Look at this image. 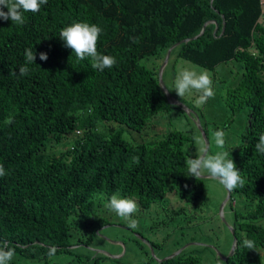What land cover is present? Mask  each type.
Wrapping results in <instances>:
<instances>
[{
	"label": "trees",
	"instance_id": "16d2710c",
	"mask_svg": "<svg viewBox=\"0 0 264 264\" xmlns=\"http://www.w3.org/2000/svg\"><path fill=\"white\" fill-rule=\"evenodd\" d=\"M261 1L48 0L39 12L25 13L23 25L0 20V164L7 172L0 177V242L15 251L10 264H52L53 256L71 253L78 245L74 217L100 221L98 195L110 200L116 193L142 208L167 193L185 203L203 195L202 179L187 175L190 154L183 147L190 135L171 130L130 144L121 131L104 130L114 122L142 132L170 111L158 72L139 61L163 59L175 44L171 53L204 69L241 64L242 79L225 98L233 115L248 109L236 163L244 185L231 190V198L239 194L255 205L245 214L232 212L236 248L222 264H264V226L256 223L264 219V154L255 148L264 133ZM75 22L103 29L97 49L116 59L112 68L94 70L90 59L64 46L60 32ZM28 48L37 59L20 76ZM59 145L69 147L50 152ZM244 239L253 240L255 250L243 247ZM154 264L202 263L181 251Z\"/></svg>",
	"mask_w": 264,
	"mask_h": 264
},
{
	"label": "rangeland",
	"instance_id": "374dc122",
	"mask_svg": "<svg viewBox=\"0 0 264 264\" xmlns=\"http://www.w3.org/2000/svg\"><path fill=\"white\" fill-rule=\"evenodd\" d=\"M258 22L264 31V14ZM139 63L158 73L161 71L162 84L173 107L142 132L114 122L106 123L104 130L111 127L121 131L130 144L158 140L167 132L177 130L192 137L191 143L183 147L190 158H195L198 149L207 147L209 154L227 152L228 159H233L236 164L240 159L241 137L248 123V109L244 107L233 115L225 98L227 90L242 79L241 64L232 62L208 70L178 57L176 50L170 52L167 59L166 54L163 59L162 54H156L141 59ZM183 68L207 71L213 80L214 98L198 103L196 93L179 97L174 91V82L177 71ZM167 87L173 90L168 91ZM216 131L224 132L226 143L223 148L215 144ZM68 147L59 145L50 152ZM202 182L203 195L194 203L181 202L176 195L167 193L163 201L153 203L149 208L138 204L139 211L133 217L139 222L136 229L130 228L106 208L109 198L98 195V200L104 203L98 212L100 221L90 225L80 216H75L72 242L78 245L72 247L68 255L53 256L51 263L154 264L183 251L186 255L200 258L202 264H222V258L228 255L233 245L232 212L245 214L255 204H247L239 194L233 195L232 199L231 190L227 200V188L215 178L205 175ZM176 211H179L177 215L174 214ZM256 223L264 226V219ZM259 252L264 261V248Z\"/></svg>",
	"mask_w": 264,
	"mask_h": 264
},
{
	"label": "clouds",
	"instance_id": "9594fccd",
	"mask_svg": "<svg viewBox=\"0 0 264 264\" xmlns=\"http://www.w3.org/2000/svg\"><path fill=\"white\" fill-rule=\"evenodd\" d=\"M47 3L48 0H0V20H11L14 24L23 25L25 23V13L39 12L41 6ZM102 32L103 29L96 24L75 22L63 28L59 37L64 41V46L72 49L78 59H90L92 68L102 72L106 68H112L117 63L114 57L98 52V40ZM36 59L37 56L33 49H26L25 64L19 67L18 74L20 76L28 75L29 68L27 65L35 63ZM39 59L47 61L48 54L41 52ZM167 90L172 91L173 89L167 87ZM174 91L181 98H184L185 95L196 93L198 94V103H206L210 98H214L215 96L213 80L209 73L207 71L197 72L189 68L177 71ZM225 143L224 132L216 131V146L223 148ZM255 148L256 151L264 154V133L259 134ZM133 162L139 164V158L133 157ZM186 165L188 169L187 175L194 177L198 181L207 175L218 180L220 184L229 190H234L244 185V179L241 176L240 170L233 159H228L227 152L220 151L215 154H209L207 147L200 148L195 158L191 157L186 160ZM6 174V169L3 164H0V177ZM105 206L123 219L130 228L136 229L139 227L138 220L133 218L139 211V205L134 199L123 198L114 193ZM242 246L249 250H255L256 248L255 242L250 239H244ZM54 252V248L50 249L49 256L53 255ZM14 255V249L9 247L7 242H0V264H10Z\"/></svg>",
	"mask_w": 264,
	"mask_h": 264
},
{
	"label": "water",
	"instance_id": "95a60500",
	"mask_svg": "<svg viewBox=\"0 0 264 264\" xmlns=\"http://www.w3.org/2000/svg\"><path fill=\"white\" fill-rule=\"evenodd\" d=\"M215 30H216V28H215ZM223 30H224V23H223V27H222V30H221V34L223 33ZM202 32H203V29L201 30L200 34H201ZM221 34H220V35H221ZM177 45H178V44L173 45V46L167 51V53H166V59L169 57L171 50H172L173 48H175ZM158 82H159V85H160L162 91H163L164 94H165L166 91H165V89H164V86H163V84H162V80H161V71H159V73H158ZM165 95H166V97H167V99H168V94H165ZM227 194H228V196H227L228 199H227V200H229V198H230V190H229V189H227ZM236 242H237L236 238H233V245H232V247H231V250H230V252L228 253L227 256H225V257L222 258V260L225 261L228 257H230V256L234 253L235 248H236ZM177 254H178V253H177ZM174 255H176V254L170 255V256H168V257H166V258H163V259H160V260H158V262H161V261L167 260V259H169V258H172Z\"/></svg>",
	"mask_w": 264,
	"mask_h": 264
},
{
	"label": "built area",
	"instance_id": "2783aa9c",
	"mask_svg": "<svg viewBox=\"0 0 264 264\" xmlns=\"http://www.w3.org/2000/svg\"><path fill=\"white\" fill-rule=\"evenodd\" d=\"M260 4H261V8H262L263 14H264V0H262Z\"/></svg>",
	"mask_w": 264,
	"mask_h": 264
}]
</instances>
